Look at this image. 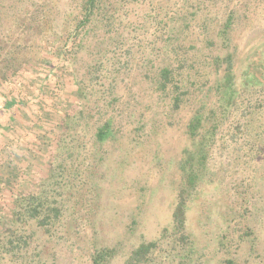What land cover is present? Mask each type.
<instances>
[{
  "label": "rangeland",
  "instance_id": "obj_1",
  "mask_svg": "<svg viewBox=\"0 0 264 264\" xmlns=\"http://www.w3.org/2000/svg\"><path fill=\"white\" fill-rule=\"evenodd\" d=\"M87 2L0 0V264H264V0Z\"/></svg>",
  "mask_w": 264,
  "mask_h": 264
},
{
  "label": "trees",
  "instance_id": "obj_2",
  "mask_svg": "<svg viewBox=\"0 0 264 264\" xmlns=\"http://www.w3.org/2000/svg\"><path fill=\"white\" fill-rule=\"evenodd\" d=\"M96 1L97 0H88L87 4L85 5L84 7L85 16L83 19L84 22L91 15ZM23 102L24 101L22 99L16 97L12 93H5V94L0 93V105H1L0 113L3 115L8 113L6 123H3L4 119L0 115V140L2 139V136H3L2 132L5 129V127L10 122L17 120V117L20 114V111H22L21 106H23ZM3 111H5V113ZM194 119L195 117H193L192 120L194 121ZM193 121L190 123V126L192 129L195 128V124L193 123ZM201 152L206 153L204 148H202ZM204 156L205 154H202L201 157H197V158L199 159L202 158V160H204L203 159ZM188 180H189V183L194 184L196 180V175H189ZM41 195L42 193L38 192V193H33L32 195L26 194L24 196H19V195L16 196L13 202L14 206H12L11 208L10 215L15 217V216H18L20 213H24V211L26 212L31 211L30 212L31 216L35 217L37 214L41 213V210H43L44 207H46V209L43 210L45 215L40 218L39 224L41 226H48V225L55 226L56 222L59 223L60 214H61L62 209L58 206L52 207V205L48 203L47 201H42ZM174 222L179 229H184L185 209H184L183 201H180L176 207V210L174 212ZM149 248H150L149 244L141 245L136 251H134L132 255V259H134L137 254H140L141 252H146ZM96 261L98 260L95 259V262Z\"/></svg>",
  "mask_w": 264,
  "mask_h": 264
}]
</instances>
